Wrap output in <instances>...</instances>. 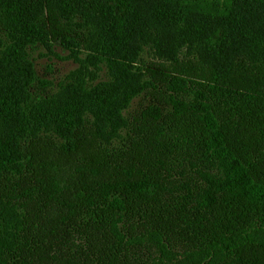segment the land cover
<instances>
[{"label":"trees","instance_id":"16d2710c","mask_svg":"<svg viewBox=\"0 0 264 264\" xmlns=\"http://www.w3.org/2000/svg\"><path fill=\"white\" fill-rule=\"evenodd\" d=\"M263 23L264 0H0V264H170L264 226ZM54 42L82 63L57 100L31 55Z\"/></svg>","mask_w":264,"mask_h":264},{"label":"rangeland","instance_id":"374dc122","mask_svg":"<svg viewBox=\"0 0 264 264\" xmlns=\"http://www.w3.org/2000/svg\"><path fill=\"white\" fill-rule=\"evenodd\" d=\"M256 32L255 37H264V23L261 30L258 28ZM159 37L162 36L159 35ZM146 50V55L149 57L147 59H150V61L156 64L170 62L168 58L160 54L163 53L161 50L158 51L159 53L152 47H147ZM184 52H187L186 48L180 53L183 54ZM31 55L35 64V75L40 86H44L48 95L57 100L61 87L68 81L70 73L81 67V61L73 59L70 50L58 42L50 45L47 43H36L33 46ZM84 57L85 54H80V59ZM133 104H136V100L133 101ZM127 219V216L118 217L115 219L114 225L121 228ZM245 240H264V226H254L242 235L229 240L226 244L218 246L211 251L194 253L191 251L168 250L167 261L170 264H206L211 260L221 257L228 251L235 250Z\"/></svg>","mask_w":264,"mask_h":264}]
</instances>
